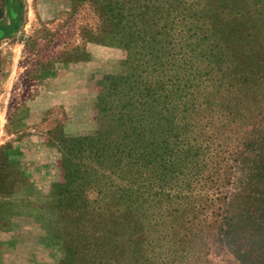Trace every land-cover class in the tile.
I'll use <instances>...</instances> for the list:
<instances>
[{"label": "trees", "instance_id": "1", "mask_svg": "<svg viewBox=\"0 0 264 264\" xmlns=\"http://www.w3.org/2000/svg\"><path fill=\"white\" fill-rule=\"evenodd\" d=\"M87 1L133 66L61 139L58 264H264V0Z\"/></svg>", "mask_w": 264, "mask_h": 264}, {"label": "rangeland", "instance_id": "2", "mask_svg": "<svg viewBox=\"0 0 264 264\" xmlns=\"http://www.w3.org/2000/svg\"><path fill=\"white\" fill-rule=\"evenodd\" d=\"M13 5L16 24L0 0V264H58L52 189L61 139L106 124L98 108L106 77L130 75L133 59L87 0ZM194 260L191 253L180 264ZM209 264L238 263L220 253Z\"/></svg>", "mask_w": 264, "mask_h": 264}, {"label": "crops", "instance_id": "3", "mask_svg": "<svg viewBox=\"0 0 264 264\" xmlns=\"http://www.w3.org/2000/svg\"><path fill=\"white\" fill-rule=\"evenodd\" d=\"M3 37H4V36H3ZM3 37L0 38V41L5 39V38L2 39ZM6 53H7V52H6ZM4 56H6V55H5V54H0V58H1V57L4 58Z\"/></svg>", "mask_w": 264, "mask_h": 264}]
</instances>
